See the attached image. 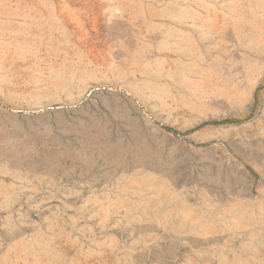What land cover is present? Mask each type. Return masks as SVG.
<instances>
[{
	"label": "rangeland",
	"instance_id": "obj_1",
	"mask_svg": "<svg viewBox=\"0 0 264 264\" xmlns=\"http://www.w3.org/2000/svg\"><path fill=\"white\" fill-rule=\"evenodd\" d=\"M0 264H264V0H0Z\"/></svg>",
	"mask_w": 264,
	"mask_h": 264
},
{
	"label": "trees",
	"instance_id": "obj_2",
	"mask_svg": "<svg viewBox=\"0 0 264 264\" xmlns=\"http://www.w3.org/2000/svg\"><path fill=\"white\" fill-rule=\"evenodd\" d=\"M258 90H259V88L256 90V94H257ZM256 104H257V99H256V100L254 101V103H253V107H252L251 112H253V110L255 109ZM229 122H231V120H219V121L205 122V123H202V124H200L199 126L195 127L194 129H192V131H194V130H196L197 128H200V127H202V126H204V125H208V124H223V123H229ZM162 128H164L166 131H168V132H170V133H172V134H174V135H177V136H184V135H185V134H181V133H179L178 131H176V130H174L173 128L168 127V126H162ZM247 169H248V171L250 172V174H251L252 176H254V177L257 176V175L255 174V172H254L251 168L248 167Z\"/></svg>",
	"mask_w": 264,
	"mask_h": 264
}]
</instances>
